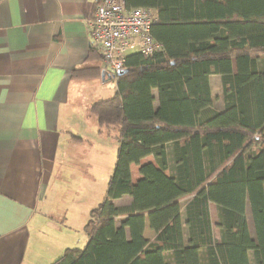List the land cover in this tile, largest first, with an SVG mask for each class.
Here are the masks:
<instances>
[{"label":"trees","instance_id":"16d2710c","mask_svg":"<svg viewBox=\"0 0 264 264\" xmlns=\"http://www.w3.org/2000/svg\"><path fill=\"white\" fill-rule=\"evenodd\" d=\"M124 1L156 10L151 34L163 49L128 57L112 96L91 105L97 134L118 144L116 160L84 225L85 244L50 264H203V256L206 264H250V253L264 264V0ZM216 74L222 113L210 94ZM148 156L156 165L140 166L133 183L131 165ZM125 195L130 205L113 204ZM146 220L152 241L143 236Z\"/></svg>","mask_w":264,"mask_h":264},{"label":"crops","instance_id":"0c3cea01","mask_svg":"<svg viewBox=\"0 0 264 264\" xmlns=\"http://www.w3.org/2000/svg\"><path fill=\"white\" fill-rule=\"evenodd\" d=\"M95 5L96 0H0V264H49L60 257L70 246L59 240L68 239L62 232L71 229L64 223L68 212L57 213L61 204L47 196L55 192L61 197L65 191L73 197L68 192L72 184L58 181L63 164L65 173L83 164L81 175L95 183L110 161V155L96 152L111 151L112 144L117 153V143L97 134L89 111L103 100L101 59L90 51L86 24ZM231 67L235 74V61ZM257 68L264 72V58ZM209 87L213 109L222 113L221 75H211ZM152 94L157 108V92ZM71 147L84 149L83 156L75 154L74 163L67 161ZM166 153L173 166L170 144ZM149 163L156 165L152 156L131 165L133 183L142 179L140 166ZM86 183L71 192L79 194ZM131 202L125 195L113 204ZM208 209L212 225V209L216 222L217 209L213 203ZM144 234L149 241L155 238L147 220ZM214 239L219 240V230Z\"/></svg>","mask_w":264,"mask_h":264},{"label":"built area","instance_id":"2783aa9c","mask_svg":"<svg viewBox=\"0 0 264 264\" xmlns=\"http://www.w3.org/2000/svg\"><path fill=\"white\" fill-rule=\"evenodd\" d=\"M157 22L153 8L127 7L124 0H96L95 11L86 24L103 72L113 77L125 69L128 57L147 58L161 52L162 44L151 34Z\"/></svg>","mask_w":264,"mask_h":264},{"label":"rangeland","instance_id":"374dc122","mask_svg":"<svg viewBox=\"0 0 264 264\" xmlns=\"http://www.w3.org/2000/svg\"><path fill=\"white\" fill-rule=\"evenodd\" d=\"M102 71L103 70L101 68V72ZM99 82H101L100 83L101 90H103L102 93L99 92L101 99H107L111 97L114 92V88H115V80L112 78L111 80L103 83L99 77ZM88 146H90V144H88ZM114 146L115 145L111 144L110 146L111 151L98 150V152H96L98 155H101V153H103L104 155H110V161L108 162V164H104L102 172L100 174H97V176H95V181H96L95 183L93 182V180L87 181L81 175V170H82V167L84 166L83 164L80 163L79 166L75 167V171L73 173H70V172L65 173L64 164H63L62 170H61V177L59 178L58 181L60 182L61 185H67L69 183L72 184V188L68 192H70L71 195H73V197L70 195H65V191H64V195L61 197H59L55 192L54 193L52 192L53 195L51 197H50V194H48L47 196V199H49L51 203L58 202L59 204H61V212H57V213L62 214L64 213V211L68 212L67 219L64 221V223L66 225H70L71 229H68L67 231L66 230L62 231L63 234H67L68 239L59 238V240L61 241L63 240V242L69 243L70 246H68V248L82 247L85 244L84 242L85 236L83 233V228L88 219L89 211L101 201L100 199L103 198L105 194L104 191L107 185V181L112 172V168L116 160L115 158L116 153H115ZM83 150H84L83 147L81 148L71 147L69 150L68 158H67L68 163H74L72 159L75 156V154L79 152H80L79 156H83L81 152ZM66 167L70 168L71 166L66 165ZM173 172H174V165L173 166L171 164L168 165V173L172 175ZM81 182L83 183L87 182L84 188H82V190L79 191V194L72 193L71 190L76 191L77 188L80 186ZM88 192H90L89 196H88ZM76 195H78V198H76ZM246 220L248 222L247 224L250 225V232H251L250 235L252 238H254L252 219H251L248 206H246ZM211 221H212L211 226H212L213 236L217 237L218 229L216 228L217 222H216L215 209H212V220ZM119 223L120 222H118L117 224L119 225ZM144 237L147 239V236H145V234H144ZM250 262L251 264H254L252 253H250Z\"/></svg>","mask_w":264,"mask_h":264},{"label":"water","instance_id":"95a60500","mask_svg":"<svg viewBox=\"0 0 264 264\" xmlns=\"http://www.w3.org/2000/svg\"><path fill=\"white\" fill-rule=\"evenodd\" d=\"M127 72H128V70H121V71L117 72L115 74V76L111 77L108 73L102 71L101 75H100V78H101V81L104 83L106 81L111 80L112 78L113 79L119 78V77H121L122 75H124Z\"/></svg>","mask_w":264,"mask_h":264}]
</instances>
